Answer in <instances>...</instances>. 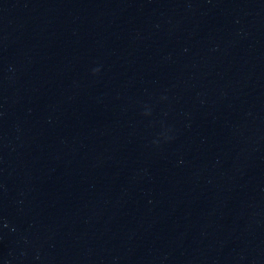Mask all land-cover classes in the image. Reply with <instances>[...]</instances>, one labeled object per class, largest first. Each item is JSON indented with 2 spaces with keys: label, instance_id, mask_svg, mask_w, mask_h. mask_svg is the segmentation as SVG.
<instances>
[{
  "label": "water",
  "instance_id": "obj_1",
  "mask_svg": "<svg viewBox=\"0 0 264 264\" xmlns=\"http://www.w3.org/2000/svg\"><path fill=\"white\" fill-rule=\"evenodd\" d=\"M0 264H264V0H0Z\"/></svg>",
  "mask_w": 264,
  "mask_h": 264
}]
</instances>
